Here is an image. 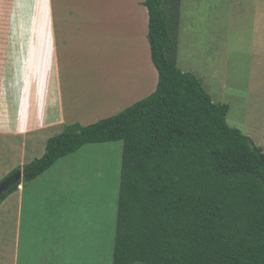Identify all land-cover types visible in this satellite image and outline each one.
Listing matches in <instances>:
<instances>
[{"label":"rangeland","instance_id":"rangeland-1","mask_svg":"<svg viewBox=\"0 0 264 264\" xmlns=\"http://www.w3.org/2000/svg\"><path fill=\"white\" fill-rule=\"evenodd\" d=\"M40 1H36L38 8ZM131 1L42 0L43 9L51 11L58 39L55 63L53 52L37 45L41 16H36L38 9L32 12L35 0H21L14 12L11 0H7V8L4 5L6 16L15 23L3 22L0 14V37L10 39V48L13 42L20 44L32 78L34 65H38V75L40 71L56 72L58 67L66 114L73 112L70 123L87 125L117 114L155 88L157 72L149 56L147 12L141 2ZM180 9L177 66L198 77L214 102L227 103V123L264 150V0H182ZM66 78H77L80 84L72 82L74 88L70 89ZM48 133L55 135L57 128ZM24 148H28L30 161L44 150L41 143H32L31 149L25 144ZM121 152L122 141H112L86 144L63 156L61 159L73 154L65 159L63 173L55 174L51 183L36 193L35 202L23 206L22 219L41 232L26 234L22 224L17 231L20 215L14 208L5 216L0 213V237L4 236L2 227L12 238L18 236L17 264L27 250L40 249L32 248L40 237L63 247L70 242L66 237L77 231L84 239L71 247L80 248L76 254L62 252L57 258L47 253L50 258L41 257L43 264H112ZM92 240L100 244L97 249ZM90 247V254L85 255L89 259L80 262L82 256L77 255ZM41 249L46 250L44 246Z\"/></svg>","mask_w":264,"mask_h":264},{"label":"trees","instance_id":"trees-1","mask_svg":"<svg viewBox=\"0 0 264 264\" xmlns=\"http://www.w3.org/2000/svg\"><path fill=\"white\" fill-rule=\"evenodd\" d=\"M141 3L153 91L117 114L64 124L40 157L0 180L22 171L0 203L81 146L122 141L112 264H264V150L177 66L182 0Z\"/></svg>","mask_w":264,"mask_h":264},{"label":"crops","instance_id":"crops-1","mask_svg":"<svg viewBox=\"0 0 264 264\" xmlns=\"http://www.w3.org/2000/svg\"><path fill=\"white\" fill-rule=\"evenodd\" d=\"M36 1L37 0H35L34 5L32 4L31 7L32 12L38 9L36 16H41L38 20L40 26L37 29L39 37L37 45H41V47L44 45L46 49L51 50L55 63V60L56 62L58 60V39L56 38V31L52 23L51 11L47 13L46 10L43 9L42 0L40 1V8H38ZM133 1L141 2V0H132L131 2ZM6 2L7 0H0V14L4 15L3 22L14 24L15 19L13 21L12 18L6 16L7 13L5 9L9 4ZM19 2H21V0H11V12L16 11V7L21 4H18ZM4 5H7L6 8ZM23 5H25L27 10H31L28 8L29 5H27V3H23ZM45 23H47V26ZM87 32H89V30ZM9 40L10 39L5 40L4 36H2V38L0 37V180L14 168L22 166L25 162L30 161L31 158L28 159L29 152L27 153L28 148H24L25 144L30 146L31 149L32 143H41L43 149L46 140L52 136L48 131L57 128V132L60 133L64 124L72 122L70 120L71 117H73V112L71 111H69L68 115L66 114L58 67L56 72L52 69L48 74L44 71H40V75H38V65H34V70H36L32 78V73H29V68L27 67V59L24 56L26 53H22V47L17 42L11 41L13 45L11 48L8 47L7 42ZM65 81L68 83L66 86L70 87V89L74 88L72 82H75L77 86L80 84L77 78H74L72 81L66 78ZM96 106L98 108L101 107L98 103ZM94 109L96 110L95 104ZM66 116H69L68 119H66ZM72 156L73 154L63 159H58L41 175L30 182L19 185L17 190L12 192L0 203V213L3 212V216L8 213L9 209L13 208L17 215H20V217H17L15 226L17 231L18 227L22 224L27 231L26 234L34 231L35 233L41 232V228H32V226L28 225L27 219H22L23 206L25 204L27 205L30 200L34 201L35 198L38 197L36 193L42 192L43 187L51 183L52 177L55 174L59 173V175H61L63 173L61 169L64 168L63 166L67 163L65 159ZM35 158L37 157L35 156ZM64 176L67 177V174H64ZM55 198H57V196H55ZM43 199L45 198L43 197ZM50 219L55 221V223L57 221L52 217ZM1 231L4 236L2 238L0 237V248L5 251L0 253V259L3 257V261L0 260V264H17V262H19L17 253V247H19L17 246V242L19 239H16L18 236L16 235L12 238L8 233L5 234L3 227ZM50 231L53 232V229ZM79 234L80 232L77 231L73 237H66V242L68 239L71 243L67 242V245L63 247L52 244L48 238L44 240V237H40L38 244L35 247L32 246V248L40 247V249H37V252L32 250L28 252L27 250L25 256L22 258L21 264H43V259L47 260L46 258H50L47 253L57 258L61 256L62 252L74 251V254H76L78 252L77 250L80 248H75L74 250L71 249V247L74 245V242H83V235ZM47 235H49V233H47ZM81 244H85V242ZM53 245H55L56 248H53ZM43 246L46 250L41 249ZM25 248L29 249V246L25 244ZM90 250L91 247L85 251V254H82L83 249H81L80 254L77 255V257L82 256L79 260L80 262H85L89 259L88 256L85 255L90 254Z\"/></svg>","mask_w":264,"mask_h":264},{"label":"water","instance_id":"water-1","mask_svg":"<svg viewBox=\"0 0 264 264\" xmlns=\"http://www.w3.org/2000/svg\"><path fill=\"white\" fill-rule=\"evenodd\" d=\"M21 178V171H17L14 173L12 176L4 180L3 182L0 183V198L1 195L6 192L10 186H12L15 182H18Z\"/></svg>","mask_w":264,"mask_h":264},{"label":"clouds","instance_id":"clouds-1","mask_svg":"<svg viewBox=\"0 0 264 264\" xmlns=\"http://www.w3.org/2000/svg\"><path fill=\"white\" fill-rule=\"evenodd\" d=\"M18 171H21V170H18ZM16 173V172H15ZM12 176V175H11ZM9 178V177H8ZM21 178H22V171H21ZM20 178V179H21ZM6 180V179H5ZM20 181V180H19ZM20 185H22V184H20ZM18 188H19V186H18Z\"/></svg>","mask_w":264,"mask_h":264}]
</instances>
